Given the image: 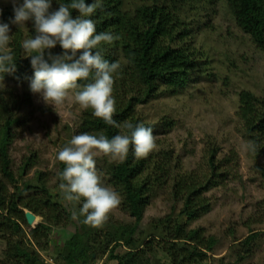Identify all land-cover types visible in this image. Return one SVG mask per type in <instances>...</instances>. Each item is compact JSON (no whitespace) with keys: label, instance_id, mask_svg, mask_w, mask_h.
I'll return each instance as SVG.
<instances>
[{"label":"rangeland","instance_id":"obj_1","mask_svg":"<svg viewBox=\"0 0 264 264\" xmlns=\"http://www.w3.org/2000/svg\"><path fill=\"white\" fill-rule=\"evenodd\" d=\"M17 2L22 3V0ZM0 9V22L8 23L13 17L11 0H0ZM181 10L189 29L187 41L194 42L207 56L206 72L192 76L177 92L158 93L138 103L136 111L145 123L154 126V139L161 142L158 147L174 151L182 171L205 168L209 142L218 147V159L228 160L227 165L221 164L222 169L227 168L224 173H228L220 180V185L205 192L209 210L186 225L187 229H202L204 239L214 237L209 251L204 248L205 240L199 245L206 256L196 264H264V174L261 171L264 144L258 156L242 148L250 140L237 115L239 91L248 89L257 96H264V49L237 25L227 0H198L197 3L191 0L184 3ZM10 29L9 44L16 34L21 36L22 42L35 36L32 21L23 27L10 24ZM30 80L20 83L10 78L0 80V87L11 86L18 95H29L31 101L17 113L22 122L12 125L14 137L9 155L13 169L17 170L24 157L35 154L36 164L20 180L31 177L35 170L46 173L53 200L67 211L78 213L82 202L66 201L59 189L56 156L77 135L83 110L68 100L53 110L39 94L30 92ZM163 118L171 120L172 124L167 127ZM95 159L103 183L113 188L108 176L109 159L103 156ZM170 193V188L164 186L152 194L134 235L141 248L145 249L147 241L153 244V250L145 253L146 264H171L170 256L162 248L163 241H169L166 237L170 231H163L162 225L168 217L171 221L178 218L181 202L174 201ZM83 219L66 220L61 225L45 222L42 216L36 215L32 224L27 221L22 224L24 241L29 250L40 257L41 264H64L60 256L63 244ZM133 222L134 217L120 202L102 227H90L88 264H117L110 257L113 240L120 235L115 224ZM38 224L50 227L40 242L42 246L31 233ZM255 232L256 237L244 245L246 236ZM128 250L120 245L113 254L122 255ZM5 251L6 235L0 233V264H12L6 261Z\"/></svg>","mask_w":264,"mask_h":264},{"label":"trees","instance_id":"obj_2","mask_svg":"<svg viewBox=\"0 0 264 264\" xmlns=\"http://www.w3.org/2000/svg\"><path fill=\"white\" fill-rule=\"evenodd\" d=\"M189 1L85 0L86 5L98 2L103 6L102 10L97 9L90 17L96 23V32L111 31L121 37L111 44L102 43L98 49L109 62L121 64L120 71L113 74V96L116 101L113 119L117 123H142L154 132V126L145 123L137 113V104L158 93L177 92L186 86L192 76L206 72L207 56L194 42L191 44L187 41L189 29L181 9ZM193 1L197 3L198 0ZM227 1L237 25L264 49V0ZM71 2L52 0V8L57 9L59 4ZM70 12L73 18L79 15L75 9H70ZM21 45L22 38L16 34L9 44L16 68L14 72L3 73V79L10 78L20 83L33 77L30 58H25ZM61 51L59 45L51 49L53 54ZM91 82V76L86 81H78L80 85ZM30 104L29 95H18L11 86L0 87V233L6 235L5 258L12 264L42 263L37 253L29 250L24 241L22 224H26L25 209L42 216L45 222L51 224L62 225L66 220H72V212L53 200L46 173L35 170L31 177L20 180L36 164L35 154L24 157L17 170L13 169L9 155V146L14 137L12 125L18 126L22 122L21 115L17 113L23 105ZM237 115L249 140L256 146L252 152L258 156L264 144V96H257L248 89L239 91ZM164 119L163 123L169 127L171 120ZM79 120L77 134L87 132L98 135L103 132L111 139L126 131L93 117L91 109L83 110ZM160 143L156 140L155 148L143 158H136L130 145L123 162L109 163V182L119 193L122 208L134 217L133 223L115 224L120 235L113 240L110 257L117 264H146L145 253L153 250V244L147 241L145 249L141 248L134 235L152 194L164 186L170 188L174 201L181 202L178 218L171 221L168 217L162 225L163 231H170L169 236L166 235L169 241H163L162 248L170 256L171 264H196L205 258L206 251L214 244L213 236L204 239L202 229H187L186 225L209 210V199L205 192L220 185V180L228 173H224L227 168L222 169L221 164L225 162L227 165L228 160L218 159V147L209 142L205 151V168L202 171H182L174 151L158 147ZM64 167L59 162L58 178ZM261 171L264 174L263 167ZM49 230V226L38 224L31 233L34 240L40 243ZM88 230L90 226L80 223L75 233L63 244L60 256L64 264L89 263ZM256 235V232L250 233L243 244L248 245ZM204 240L206 251L199 247ZM120 245L129 250L122 255H114L115 248Z\"/></svg>","mask_w":264,"mask_h":264},{"label":"clouds","instance_id":"obj_3","mask_svg":"<svg viewBox=\"0 0 264 264\" xmlns=\"http://www.w3.org/2000/svg\"><path fill=\"white\" fill-rule=\"evenodd\" d=\"M11 3L13 17L8 23L0 22V80L3 73L14 72L16 68L14 54L7 47L11 39L10 24L23 27L32 21L35 36L23 40L21 45L33 69L30 92L39 94L53 110L68 100L82 110L91 109L92 116L105 124L126 130L111 139L103 132L74 135L56 156L65 166L59 173V189L64 199L82 202L78 213L73 211L72 219L83 217L84 225L102 227L121 198L103 183L95 158L103 156L119 163L126 159L130 145L136 158L146 157L155 148L151 128L129 121L121 125L113 119L116 113L113 74L120 71L121 64L109 62L98 49L102 43L111 44L121 37L111 31L96 32V23L90 17L97 9L102 10L98 2L86 5L85 0H72L70 4H59L57 9L52 8V0H22V3L11 0ZM70 9L77 10L79 15L73 18ZM57 45L62 51L53 54L51 49ZM90 76L91 83H78ZM255 147L251 141L242 145L244 150L254 151Z\"/></svg>","mask_w":264,"mask_h":264},{"label":"water","instance_id":"obj_4","mask_svg":"<svg viewBox=\"0 0 264 264\" xmlns=\"http://www.w3.org/2000/svg\"><path fill=\"white\" fill-rule=\"evenodd\" d=\"M25 218H26L27 223L32 224L36 219V215L28 210V211H25Z\"/></svg>","mask_w":264,"mask_h":264}]
</instances>
